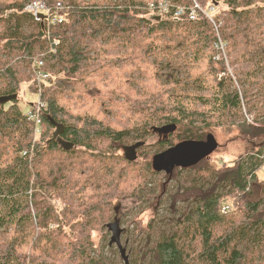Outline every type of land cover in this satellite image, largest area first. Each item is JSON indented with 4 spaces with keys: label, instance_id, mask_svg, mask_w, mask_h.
Here are the masks:
<instances>
[{
    "label": "trees",
    "instance_id": "trees-1",
    "mask_svg": "<svg viewBox=\"0 0 264 264\" xmlns=\"http://www.w3.org/2000/svg\"><path fill=\"white\" fill-rule=\"evenodd\" d=\"M32 1L0 0V98L20 93L18 61L29 70L34 53L48 48V35L61 40L49 52L59 73L54 80L48 73L49 83L28 74L31 92L43 103L42 136L32 160L29 124L18 108L5 110L0 99V264L53 263L18 238L20 222H33L35 216L43 228L59 214L56 203L47 200L50 194L64 201L67 219H78L77 231L73 237H48L41 247L62 241L66 250L59 264L101 263L93 252L94 221L109 220L131 185L136 195L145 177L138 173L140 181L134 183L128 172L125 181L123 171L139 161L147 172L163 174L161 194L167 182H181V177L192 187L178 214L157 227L148 264H264V180L257 173L264 164V0H43L68 5L61 11L64 21L49 34L47 24L26 11ZM165 1L169 9L160 12V19L149 18L150 3ZM195 3L201 7L191 19ZM180 6L187 9L176 18ZM110 37L120 39L126 50L106 53L103 40ZM219 41L223 49L216 46ZM98 59L102 62L93 67ZM10 61L14 65L3 70ZM242 63L249 69H236ZM167 64L171 70L185 67V76L177 72L161 79ZM134 71L146 77L142 92L127 77ZM187 80L191 89L185 87ZM89 81L95 91L83 103L78 100L79 105L70 103ZM101 96L113 101L125 125L106 120ZM246 105L254 112V123L244 114ZM162 124L169 131L156 143L155 153L184 140L204 141L208 135L216 150L222 144L220 129L230 135L226 142L246 143V151L221 166L212 163L210 153L203 164L160 172L145 145ZM128 141H137V155L116 167L122 155L114 147L127 149ZM51 156L59 158L51 163ZM79 160L92 165L96 176L93 171L80 176ZM106 181L111 186L101 189ZM228 202L232 210L223 214L221 207ZM156 214L145 227L149 235ZM112 222L116 224L109 227L117 229V217Z\"/></svg>",
    "mask_w": 264,
    "mask_h": 264
},
{
    "label": "rangeland",
    "instance_id": "rangeland-1",
    "mask_svg": "<svg viewBox=\"0 0 264 264\" xmlns=\"http://www.w3.org/2000/svg\"><path fill=\"white\" fill-rule=\"evenodd\" d=\"M43 1V0H41ZM33 2V1H32ZM46 5L50 6L52 4H48L46 1H43ZM30 4V3H29ZM200 6V5H199ZM27 7V5H26ZM201 7V6H200ZM211 9L213 6H210ZM40 7H37L35 5L29 6V8H26V11L32 13L37 19H42L44 24H47V33L53 32V30L56 28L53 24H48L47 17L49 14L44 10H38ZM38 10V11H37ZM63 9L62 11H64ZM156 15L153 14V17ZM149 18L153 19V21H156L158 17L153 18L151 14L148 15ZM160 19V18H159ZM58 38V37H57ZM89 41V40H88ZM61 42L60 38L57 39L56 46ZM103 43L106 44L108 47V50L106 53L108 54H119L126 50L125 45L120 41L118 38L110 37L103 40ZM48 48L45 50H39L34 53V56L29 63V70H27L26 62L20 60L18 61L19 65H22L20 69H17L16 75L22 78V88L20 93H14L16 94V97L13 98L12 95L9 96H1V100L4 99V109L16 111H21L22 113V120L24 119L30 126L29 128V137H31V146L29 149L31 151L30 160L33 159L35 156V145L38 141L41 140L42 136V126L40 124V131L36 132L35 126L33 128V124L31 121L28 120L27 113L30 111L32 107H34V102L39 101L37 99V95L31 92V89L29 88V82L31 81L29 77V73H34V68L36 70H43L50 73L52 80H54L56 77H58L57 67L52 66V64L49 62V58L52 55V53L48 52ZM36 60V64H34V61ZM42 61V63H40ZM102 61L100 59L96 60V62L93 63V67L98 66ZM13 62L10 61L7 65L3 67V70L7 69V67L13 66ZM236 69H249L248 63H242L241 65H236ZM185 67H180L178 69L171 70L169 65L163 66V73L164 75H161V79L166 77H172L173 73H179L181 76H185L186 73ZM35 74V73H34ZM109 76V72L105 73L104 78L107 79ZM113 78V76H111ZM128 78L131 79V85L138 90V92L143 91V83L146 81V77L143 73L139 71H134L128 74ZM30 79L27 80V79ZM24 79V80H23ZM47 79L45 82H48ZM51 81V80H50ZM32 82V81H31ZM44 82V83H45ZM46 83V84H47ZM53 83V82H51ZM4 84V81L2 82L0 80V87ZM185 87L186 88H192L190 81H185ZM253 90V89H252ZM95 91V85L93 81H89L83 87L81 88L78 97H70V103H74L75 105H79V101L82 103L85 100V96ZM254 91L259 92L258 89H256V86H254ZM253 91V92H254ZM260 94V93H258ZM256 95V94H255ZM254 95V96H255ZM18 97V98H17ZM79 100V101H78ZM101 109L103 113L105 114L106 120L119 123L122 125H125L126 123L122 122V116L116 114V109L114 107L113 101L108 98L101 96ZM245 115L248 118V120L252 123V114L254 115V112L249 111L247 105L245 107ZM251 119V120H250ZM42 123V122H41ZM20 127H24L20 123ZM28 129L23 128V131H26ZM169 131V127L166 124L159 125L156 127L151 133L147 139H146V145L145 149L148 153H154L156 151V143L161 140L162 138L167 137V133ZM59 135V134H58ZM57 135V136H58ZM219 135H222L221 139V145L216 150L214 149L211 158L212 163L218 166H221L224 164V161L231 162L233 161L238 154L244 153L246 151L247 144L243 141H233V142H226L227 139L230 137V135H226L222 129L219 130ZM2 138L0 137V141ZM132 142V143H131ZM137 141H128L125 142L127 144H124V146H127L128 143H131L128 145V148L120 146V144H117L114 148L117 149V151L121 152V155L117 163L115 164L116 167L122 166L119 161L125 162L128 160V158H132L137 155L138 148L136 146ZM225 143V144H224ZM123 144V143H122ZM213 145V143H212ZM120 146V147H119ZM120 148V149H119ZM1 149V147H0ZM164 150V149H162ZM161 150V151H162ZM59 156H51L48 159L51 163H53ZM39 162V161H38ZM37 162V163H38ZM205 162L203 159H201L197 164H200ZM44 165L45 162H42ZM77 165L79 167L78 174L80 176H85L87 173L93 171V175L96 176V171H94L93 166L89 163H85V161L79 160L77 161ZM176 168L173 169L172 172L175 171ZM131 173V181L134 183H139L140 179L137 178V174H142L145 177V181L142 180L141 184H139L138 188L135 192L136 195H133L131 191L135 188L134 185H131L129 189H127V193L122 197L120 202L117 205V210L113 211L112 217L108 220L107 217H105L104 220H102L101 223H99L97 220L94 221L96 224V229L94 230V235L92 236V239L94 240V249L93 252L95 255L98 256L101 263L99 264H125L124 257L129 258L130 264H141L142 261H145L146 264H148L149 258H150V252L152 247L154 246V241L157 238L158 235V229L157 227L161 225L164 222L169 221L170 218H172L174 215L178 214L177 209L179 208V205L181 203H185L183 200L185 197L189 195L190 190L192 187L190 186V181H185L184 177L180 178L181 182H167V186L165 187L164 191L161 194V185L159 184L160 179H162V173L161 174H151L146 171L145 166H143V162L138 163H132L128 166H126V169L123 171L124 177L123 179L127 181V173ZM258 176L260 179L264 180V164L260 166V168L257 171ZM95 182V179H94ZM107 184H102L100 187L105 188L111 186V181H106ZM96 184V182H95ZM47 197L48 201L54 202L57 205V209L59 211V214L56 216H52L51 221L49 222V226L40 228L38 226L39 222L38 220H34L33 222L30 219L24 220L18 224V238L19 240L24 241V243L29 244L31 248H38V251H42L45 255H48L52 258L53 263L51 264H59L60 260L63 258L62 256L65 253L66 246L65 244L58 240L57 243L54 241H51L44 244V246L41 247V241L42 240H49L54 238H61L62 236H71L73 237L74 233L77 231V218H71L67 219L66 217L69 215V213L65 212L64 209V201L57 199L53 195H48ZM78 201H81L80 199ZM77 201V202H78ZM46 202V201H45ZM76 202V203H77ZM48 205V202H47ZM73 211V210H72ZM154 213L156 214V220L154 221V232L149 235L146 226L152 219ZM117 217V229L119 228V242L120 247L118 245V241L114 239V229L109 227V224L114 223V219ZM108 220V221H106ZM107 223V224H104ZM94 225V224H93ZM141 227L144 229L142 230ZM157 229V231H156ZM59 235V236H58ZM125 249L124 253H121V248ZM30 248V249H31ZM29 251V248H28ZM144 257V258H143Z\"/></svg>",
    "mask_w": 264,
    "mask_h": 264
},
{
    "label": "water",
    "instance_id": "water-1",
    "mask_svg": "<svg viewBox=\"0 0 264 264\" xmlns=\"http://www.w3.org/2000/svg\"><path fill=\"white\" fill-rule=\"evenodd\" d=\"M12 97L15 98L16 94H13ZM4 99L2 100L5 101ZM58 133L59 131L54 133V138L58 135ZM215 147L216 143L212 135H208V138L204 141L184 140L155 153L153 156L152 165L155 170L169 174L176 167H187L196 164L206 155L210 154L215 149ZM113 229L115 230L114 239L118 241V245L120 247L118 236L119 229H115V227H113ZM124 250L125 249L122 247L121 253H124ZM124 259L125 264H130L128 257H124Z\"/></svg>",
    "mask_w": 264,
    "mask_h": 264
},
{
    "label": "built area",
    "instance_id": "built-area-1",
    "mask_svg": "<svg viewBox=\"0 0 264 264\" xmlns=\"http://www.w3.org/2000/svg\"><path fill=\"white\" fill-rule=\"evenodd\" d=\"M35 5L37 7H40L38 10H44L46 11L49 16L47 17V22L48 24H53L56 25L57 23H62L64 21L63 16L61 15V11L63 9H65L68 5L64 4L62 1L57 2V4L54 5V3L50 6L46 5L43 1L41 0H35L33 2H31L30 4L27 5V9L29 8V6ZM169 2L165 1L164 3H161L159 6H155L153 2L150 3L149 6V10L152 11V14L160 15V12H165L167 11L169 8ZM157 9V10H154ZM186 7L184 6H180V7H176V11L174 12V16L176 18L180 17L181 14H183L186 11ZM197 9H200V6L198 3H195V5L191 8L190 10V18L191 19H195L197 17ZM37 10V11H38ZM56 44H57V39H53L52 36L48 35V45H49V49L48 52H51L52 50L56 49ZM218 48L223 49L224 48V44H222L221 41H219V43H217L216 45ZM33 58V57H32ZM36 60L34 61V64H36ZM40 63H42V61H40ZM35 73V74H34ZM34 73H32L33 76H35L36 78H38L39 80L41 79V81H46L47 80V76H49V72L47 71H43V70H36V68H34ZM41 106H43V103L39 101H37V103L34 105V107H32L30 109V111L26 114L28 119L32 120L35 124V131L39 132L40 131V117H39V110L41 108ZM30 156V155H29ZM231 208L230 204H225L222 207V211L224 213H226L227 211H229Z\"/></svg>",
    "mask_w": 264,
    "mask_h": 264
},
{
    "label": "bare ground",
    "instance_id": "bare-ground-1",
    "mask_svg": "<svg viewBox=\"0 0 264 264\" xmlns=\"http://www.w3.org/2000/svg\"><path fill=\"white\" fill-rule=\"evenodd\" d=\"M211 8V7H210ZM53 39H58V38H56V37H53ZM86 150V149H85ZM118 156V155H117ZM117 159V158H116ZM110 164V163H109ZM32 205V204H31Z\"/></svg>",
    "mask_w": 264,
    "mask_h": 264
},
{
    "label": "flooded vegetation",
    "instance_id": "flooded-vegetation-1",
    "mask_svg": "<svg viewBox=\"0 0 264 264\" xmlns=\"http://www.w3.org/2000/svg\"><path fill=\"white\" fill-rule=\"evenodd\" d=\"M115 231V230H114Z\"/></svg>",
    "mask_w": 264,
    "mask_h": 264
}]
</instances>
